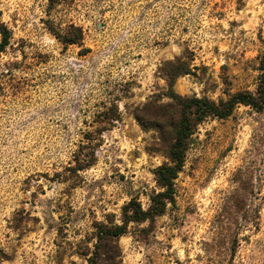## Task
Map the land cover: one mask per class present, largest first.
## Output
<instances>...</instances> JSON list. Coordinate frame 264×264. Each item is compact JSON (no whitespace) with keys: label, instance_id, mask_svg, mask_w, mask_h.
Masks as SVG:
<instances>
[{"label":"rangeland","instance_id":"rangeland-1","mask_svg":"<svg viewBox=\"0 0 264 264\" xmlns=\"http://www.w3.org/2000/svg\"><path fill=\"white\" fill-rule=\"evenodd\" d=\"M0 12L12 31L0 54V264H87L102 224H121L133 198L149 207L167 157L136 114L170 101L167 62L191 65L182 96L259 84L264 0H0ZM75 29L82 43L65 45ZM175 182V206L117 240L122 264H264V111L203 122Z\"/></svg>","mask_w":264,"mask_h":264},{"label":"trees","instance_id":"trees-1","mask_svg":"<svg viewBox=\"0 0 264 264\" xmlns=\"http://www.w3.org/2000/svg\"><path fill=\"white\" fill-rule=\"evenodd\" d=\"M63 1L65 0H50L51 5ZM75 30L78 33L72 31L71 36H60L65 45H80L82 43L81 31ZM0 35L1 54L10 46L12 39V31L1 20ZM262 41L264 44V40ZM161 70L168 83V88L163 95L170 101L166 104H157L156 101L150 102L136 114V119L144 130H155L158 133L159 149L167 157V162L154 170L159 192H154L150 196V205L147 209L137 198L131 199L123 207L121 224H115L111 221L108 224H102L97 232L95 250L87 264H122V254L116 242L128 233L130 224L149 223L150 228H152L157 218L165 215L170 206H175V181L185 167L193 137L203 122L209 118L228 119L240 106L251 107L257 112L264 111V53L259 59L257 68L259 84L256 92L240 91L229 94L227 99H219L218 101L211 100L207 96H182L175 91L174 87L177 80L181 76L192 73L191 65L181 58L167 62ZM103 115L108 120L119 119L118 110H106ZM96 134L97 131L88 132L87 148H91L92 143L97 139ZM83 157L75 156L78 167L73 168V170H84L95 162L94 152ZM147 230L149 229L143 231Z\"/></svg>","mask_w":264,"mask_h":264}]
</instances>
